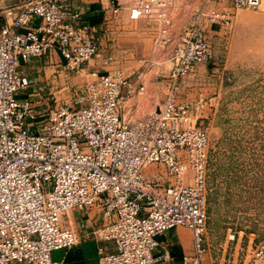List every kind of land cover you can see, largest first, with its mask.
<instances>
[{
    "label": "built area",
    "instance_id": "1",
    "mask_svg": "<svg viewBox=\"0 0 264 264\" xmlns=\"http://www.w3.org/2000/svg\"><path fill=\"white\" fill-rule=\"evenodd\" d=\"M205 1L173 47L161 107L131 121L123 114L127 82L118 69L90 70L78 107L28 97L23 62L57 50L70 73L86 69L100 54L97 28L79 25L80 12L60 0H19L12 7L0 0V264H57L52 253L79 242L64 218L93 207L102 223L90 236L112 245L99 248L98 264L169 261L168 249L157 251L159 237L179 226L192 230L195 243L182 263L204 264L209 131L200 122L204 103L179 94L182 81L212 60L210 28L231 21L229 13L207 8L215 0ZM263 1L231 0L234 10L256 11ZM174 7L175 0H133L125 10L132 20L154 25L159 50L173 42ZM123 10L114 4L111 12L118 17ZM112 60L104 58V65ZM150 165L162 166L166 177L146 175ZM252 254L264 264V239Z\"/></svg>",
    "mask_w": 264,
    "mask_h": 264
},
{
    "label": "rangeland",
    "instance_id": "2",
    "mask_svg": "<svg viewBox=\"0 0 264 264\" xmlns=\"http://www.w3.org/2000/svg\"><path fill=\"white\" fill-rule=\"evenodd\" d=\"M121 1L124 7L133 3ZM205 3L175 0L173 42L164 49L156 50L154 25L143 20L144 36L152 42L149 54L159 57H113L110 70H120L127 82L123 114L128 120L141 119L161 107L170 84L173 47L192 14ZM207 8L229 13L231 21L219 20L210 28L212 60L182 81L179 94L204 103L200 122L209 131L206 264H260L252 252L264 239V1L258 11L234 10L231 0H215ZM88 72L86 68L70 73L63 68L55 72L57 77H45L48 90L42 103L78 107L75 102L85 92ZM158 167L148 166L146 175L158 169L159 173ZM190 178L188 174L186 182ZM67 223L65 217L64 226L71 227Z\"/></svg>",
    "mask_w": 264,
    "mask_h": 264
},
{
    "label": "crops",
    "instance_id": "3",
    "mask_svg": "<svg viewBox=\"0 0 264 264\" xmlns=\"http://www.w3.org/2000/svg\"><path fill=\"white\" fill-rule=\"evenodd\" d=\"M19 0H2L3 5L14 6ZM64 6L70 10L80 12L81 18L79 25L88 24L97 28L96 39L100 54L92 60L87 67L88 71L98 70L108 71L112 67L104 65V58L122 57L123 59H133L135 57H159L158 54H149V48L152 42L147 39L143 32V20H132L129 12L122 6L121 0H60ZM120 3L124 10L118 17L112 15L113 5ZM177 7L172 12V26ZM4 20L0 19V25ZM35 24H40L36 20ZM23 31V30H22ZM142 32V33H141ZM155 35V34H154ZM63 56L57 50H52L43 55L42 58H34L28 62H23L20 69L28 76L30 87L27 96L31 99L42 102V97L48 88L45 83V77L53 76L55 72L61 73L64 68ZM132 61V60H130ZM137 72V71H134ZM133 73V71H132ZM54 77H57L54 75ZM59 86V85H56ZM26 98V91L19 96ZM138 103V100L136 101ZM134 103V104H136ZM140 101L137 104V110L140 107ZM134 106V105H133ZM157 110V109H156ZM147 114L144 112V115ZM159 166V165H157ZM163 177H166L165 169L159 166ZM159 171V169H158ZM69 224L78 234L79 242L71 249L56 250L52 253L53 261L57 264H98L99 248L106 246L112 248L110 243H103L91 235L94 227L102 223L101 211L98 207H93L87 213L69 214ZM206 231L202 235V259L206 264L209 259L206 248ZM159 246L157 251L162 252L168 249L171 252L172 259L161 264H183V256L192 254L195 249L194 235L191 229L183 226L174 228L159 237Z\"/></svg>",
    "mask_w": 264,
    "mask_h": 264
},
{
    "label": "water",
    "instance_id": "4",
    "mask_svg": "<svg viewBox=\"0 0 264 264\" xmlns=\"http://www.w3.org/2000/svg\"><path fill=\"white\" fill-rule=\"evenodd\" d=\"M116 4H117V5H119V6L121 5V4H120V3H118V2H116Z\"/></svg>",
    "mask_w": 264,
    "mask_h": 264
}]
</instances>
